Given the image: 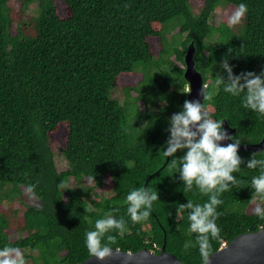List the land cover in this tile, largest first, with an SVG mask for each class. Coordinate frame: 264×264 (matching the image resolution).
<instances>
[{
    "label": "trees",
    "instance_id": "16d2710c",
    "mask_svg": "<svg viewBox=\"0 0 264 264\" xmlns=\"http://www.w3.org/2000/svg\"><path fill=\"white\" fill-rule=\"evenodd\" d=\"M242 3L246 15L229 27ZM217 12L223 19L216 27ZM192 43L210 117L236 129L241 144L261 142L264 117L243 107L244 93L217 87L216 77L228 81L225 58L235 77L264 72V0H0V249L19 247L27 264H82L90 258L85 233L111 213L127 221L126 232L109 233L112 248L158 254L166 244L184 264H202L197 234L188 231L190 210H177L208 196L195 185L185 192L169 167L173 157L166 164L163 155L171 117L187 101ZM62 129L67 168L60 171L52 140ZM237 154L242 163L233 176L241 183L220 194L211 255L264 229L251 201L260 166L247 168L264 151ZM148 179L159 199L146 221L133 224L125 200ZM29 185L36 204H28Z\"/></svg>",
    "mask_w": 264,
    "mask_h": 264
},
{
    "label": "clouds",
    "instance_id": "9594fccd",
    "mask_svg": "<svg viewBox=\"0 0 264 264\" xmlns=\"http://www.w3.org/2000/svg\"><path fill=\"white\" fill-rule=\"evenodd\" d=\"M247 11V6L240 4L228 19L229 27L241 23ZM222 67L227 72L228 81L225 83L222 77L217 76L216 86L224 85L223 90L233 96L244 93L243 107L264 117V72L259 76L247 72L235 77L232 75V69L228 67L226 58L222 62ZM207 88L208 85L205 84L201 92L204 100L211 99V95L205 91ZM187 92L189 93V88ZM223 121L213 120L204 104L198 101L195 103L185 101L183 111L171 117L169 129L171 136L167 141V149L163 151L164 157H173L169 167L178 170L179 177L184 182V191H192L195 185L201 194L208 196V201L202 205L193 204L188 200L186 205L180 204L177 210V214L185 209L190 210L188 231L197 234L196 245L199 246L202 264H209L210 241L219 238L220 229L216 220L219 217L217 207L223 203L219 198L220 194L230 190V185L236 186L241 183L233 176V173L240 171L242 163L237 154L241 141L224 130ZM224 140L234 142L226 147L221 146L220 142ZM185 149L187 151L182 158L179 160L174 158L178 150ZM258 165L260 174L251 180V187L254 189L251 201L256 204L253 214L264 220V207H262L264 206V159H257L256 154H253L247 168L255 169ZM59 187L65 188V182L62 181ZM27 193L31 199H36L35 185H29ZM158 199L157 191L149 188L142 187L130 191L125 204L131 222L137 224L146 221L151 215L153 202ZM126 231L127 221L123 217L116 219L111 213L105 214L104 218L96 220L95 230L85 233L88 255L101 262L112 257L111 245L116 243V236L109 233L123 234ZM105 237L107 243H104ZM0 264H27V262L19 247L5 246L0 249Z\"/></svg>",
    "mask_w": 264,
    "mask_h": 264
},
{
    "label": "water",
    "instance_id": "95a60500",
    "mask_svg": "<svg viewBox=\"0 0 264 264\" xmlns=\"http://www.w3.org/2000/svg\"><path fill=\"white\" fill-rule=\"evenodd\" d=\"M194 57L195 49L192 43L185 55L186 70L184 77L189 85L187 101L192 103L198 101L204 104L205 100L201 95L202 89L205 86L204 79L203 75L195 67ZM223 128L230 136L236 133V129L231 128L225 120L223 121ZM233 142V140H224L220 142V145L226 147ZM246 151H253L255 153L264 151V137L261 142L256 144L240 143L238 153ZM170 158L167 157L166 164ZM149 180H147L145 188ZM116 250L113 248V256L106 258L102 262L90 257L82 264H184L175 255L166 250V244L158 254L148 249H142L136 253L125 252L120 249L119 251ZM128 253H131V255H128ZM209 264H264V229L237 236L229 244L210 255Z\"/></svg>",
    "mask_w": 264,
    "mask_h": 264
},
{
    "label": "rangeland",
    "instance_id": "374dc122",
    "mask_svg": "<svg viewBox=\"0 0 264 264\" xmlns=\"http://www.w3.org/2000/svg\"><path fill=\"white\" fill-rule=\"evenodd\" d=\"M201 1H198V3L196 4L195 3V7H198L199 6V3ZM202 5V3H201ZM33 12H31L32 14ZM223 19V14L222 13H215L211 19V23L214 24L216 27L219 26V24L221 23ZM118 97L122 98L123 96L122 95H118ZM122 100V99H120ZM141 108L142 109H145L144 105L142 103H139ZM63 134H64V129H62V131H60L58 134H56L55 138L52 140V149L53 151L55 152V155H56V162H57V165H58V168L60 171H63L67 168V164H66V161L64 160L63 156L61 155V150L63 149L64 147V137H63ZM88 183V182H87ZM93 184V182L91 183ZM70 187L72 186H76V184H74V181L71 180L70 182ZM27 200H28V204H36L35 203V200L34 199H31L29 196L27 197ZM20 209H24V207H20ZM17 238L15 236H12V240H16Z\"/></svg>",
    "mask_w": 264,
    "mask_h": 264
}]
</instances>
